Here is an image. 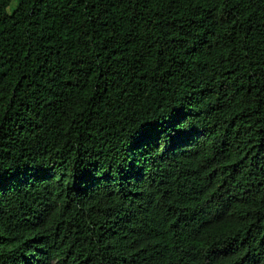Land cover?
Here are the masks:
<instances>
[{"label":"trees","instance_id":"1","mask_svg":"<svg viewBox=\"0 0 264 264\" xmlns=\"http://www.w3.org/2000/svg\"><path fill=\"white\" fill-rule=\"evenodd\" d=\"M0 0V264H264V0Z\"/></svg>","mask_w":264,"mask_h":264},{"label":"rangeland","instance_id":"2","mask_svg":"<svg viewBox=\"0 0 264 264\" xmlns=\"http://www.w3.org/2000/svg\"><path fill=\"white\" fill-rule=\"evenodd\" d=\"M18 0H12L11 4L8 7V10L11 11L17 4Z\"/></svg>","mask_w":264,"mask_h":264},{"label":"snow or ice","instance_id":"3","mask_svg":"<svg viewBox=\"0 0 264 264\" xmlns=\"http://www.w3.org/2000/svg\"><path fill=\"white\" fill-rule=\"evenodd\" d=\"M0 179H2V178H0Z\"/></svg>","mask_w":264,"mask_h":264}]
</instances>
